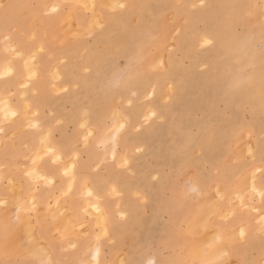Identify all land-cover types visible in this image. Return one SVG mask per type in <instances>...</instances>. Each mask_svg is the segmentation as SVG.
<instances>
[{"label": "rangeland", "instance_id": "rangeland-1", "mask_svg": "<svg viewBox=\"0 0 264 264\" xmlns=\"http://www.w3.org/2000/svg\"><path fill=\"white\" fill-rule=\"evenodd\" d=\"M119 6L122 13L95 37L106 41L99 93L88 101L103 105L107 124L101 136L87 127L84 137L97 148L99 168L122 173L126 191L112 186L122 204L119 236L102 216L93 259L106 236L115 251L107 264H246L261 250L257 264H264V0ZM98 53L90 47L85 64L96 67ZM12 70L7 63L3 73ZM239 212L257 216L259 242L249 239Z\"/></svg>", "mask_w": 264, "mask_h": 264}, {"label": "crops", "instance_id": "crops-1", "mask_svg": "<svg viewBox=\"0 0 264 264\" xmlns=\"http://www.w3.org/2000/svg\"><path fill=\"white\" fill-rule=\"evenodd\" d=\"M0 2V264H107L115 257L109 239H99L97 260L92 244L101 237L104 215L119 236L117 212L122 204L111 189L125 188L122 173L98 167L97 148L84 135L93 127L101 136L107 124L103 105H88L99 93L96 84L106 41L95 37L114 23L113 13H122L119 4L129 0ZM73 26L80 36H71ZM89 30L98 32L90 36L85 32ZM90 47L101 53L95 54L94 68L85 64ZM7 63L13 70L3 73ZM94 110L97 119L90 118ZM72 158L70 169L67 161ZM90 203H98L102 211ZM239 214L249 227V239L259 242L257 216ZM262 254L257 252L253 259L249 254L246 264L259 263Z\"/></svg>", "mask_w": 264, "mask_h": 264}, {"label": "bare ground", "instance_id": "bare-ground-1", "mask_svg": "<svg viewBox=\"0 0 264 264\" xmlns=\"http://www.w3.org/2000/svg\"><path fill=\"white\" fill-rule=\"evenodd\" d=\"M92 2H93V1H92ZM0 3H1V2H0ZM94 3H95V2H94ZM112 3H113V2H112ZM91 4H92V3H91ZM114 4H115V3H114ZM114 4H113V5H114ZM94 5H95V4H93V6H94ZM93 8H94V7H93ZM96 15H97V14H96ZM72 21H73V19H72ZM74 21H75V20H74ZM77 21H78V20H77ZM97 21H98V19H97ZM95 23H98V22L95 21ZM84 24H85V23H84ZM100 25H101V24H100ZM71 26H72V25H71ZM98 26H99V25H98ZM98 26H97V27H98ZM73 28H74V26H73ZM73 28H72L71 30H73ZM75 28H76V27H75ZM75 28H74V29H75ZM77 31H78V30H77ZM72 32H74V31H72ZM75 32H76V29H75ZM85 32H86V31H85ZM92 32H93V31H92ZM92 32H91V33H92ZM88 33H90V32H88ZM34 35H37V34H34ZM75 35H76V34H74L73 36H75ZM48 36H49V35H48ZM71 36H72V35H71ZM70 38H71V37H70ZM9 40H10V39H9ZM10 41H11V40H10ZM8 42H9V41H8ZM8 42H7V43H8ZM8 45H9V47H10V45H12V44H9V43H8ZM14 46H15V45H14ZM55 48H56V47H55ZM11 49H12V48H11ZM14 49H15V48H14ZM40 50H41V49H40ZM13 51H14V50H13ZM13 51H12V52H13ZM15 51H16V49H15ZM13 53H14V52H13ZM18 54H20V53H18ZM34 59H35V58H34ZM31 60H32V59H31ZM33 62H34V60L32 61V65H33ZM242 64H243V63H242ZM32 65H31V66H32ZM36 65H37V64H36ZM11 67H12V69H13V66H12V65H11ZM33 67H34V65H33ZM8 68L10 69V67H8ZM9 69H8V71L11 70V69H10V70H9ZM175 69H177V67H175ZM56 70H57V68H56ZM34 71H35V70H34ZM35 72H36V71H35ZM37 72H38V71H37ZM37 72L35 73V75L37 74ZM57 72H58V71H57ZM177 73H179V71H175V72H173V73L165 74L164 76L167 77V78H168V77H169V78H173ZM59 75H60V74H59ZM58 77H59V76H58ZM161 79H162V78H161ZM164 79H165V78H164ZM29 82H30V81H29ZM25 83H26V82H25ZM179 95H180V94H179ZM179 95H178V96H179ZM176 96H177V95H175V97H176ZM175 97H174V98H175ZM182 99H183V98H182ZM7 100H8V99H7ZM177 100H178V99H177ZM179 100H180V99H179ZM179 100H178V102H180ZM183 101H184V100H183ZM184 102H185V101H184ZM182 103H183V102H182ZM207 103H209V102H207ZM175 104H176V103H175ZM178 104H179V103H178ZM8 106H9V104H8ZM134 107H135V106H134ZM136 107H137V106H136ZM157 107H158V109H159L160 112H162V111L164 110V112L166 113V111H167V107H166L164 104H159V105H157ZM28 108H29V106H28ZM185 108H186V107H185ZM132 109H133V108H132ZM9 110H10V109H9ZM133 110H134L133 112H135L137 115L139 114L140 109H138V108H134ZM155 110H156V109H155ZM10 111H11V110H10ZM12 112L14 113V111H11V113H12ZM128 112H130V111L128 110ZM135 113H133V114H135ZM14 114H15V113H14ZM118 114H119V113H118ZM133 114H132V115H133ZM136 114H135V115H136ZM12 115H13V114H12ZM12 115H10V116H12ZM15 115H16V114H15ZM15 115H14V116H15ZM28 116H29V115H28ZM12 118H13V116H12ZM137 118L139 119L140 117L137 116ZM136 121H137V120H136ZM85 124H86V123H85ZM129 124H130V123H129ZM130 125H131V124H130ZM150 126H151V125H150ZM153 126H154V125H153ZM157 129H158V128H157ZM152 130H153V127L151 126L149 129H147L146 134H150ZM157 133H158V132H157ZM127 135H128V134H127ZM144 135H145V134H144ZM11 137H13V135H12ZM0 140H1V139H0ZM113 141H115V140H113ZM46 142H47V141H46ZM112 143H113V142H112ZM136 143H137V142H136ZM0 144H1V143H0ZM49 144H50V143H49ZM137 145H139V144L137 143ZM47 146H48V145H47ZM47 146H46V147H47ZM50 146H51V145H50ZM48 148H49V147H48ZM45 149H47V148H45ZM49 151H54V150L52 149V150H49ZM59 156H61V154H60ZM60 158H61V157H60ZM73 162H74V161H73ZM67 163H70V162L67 161ZM70 164H71V163H70ZM20 167H21V166H20ZM72 171H73V170H72ZM47 176H48V175H47ZM40 177H41V175L39 176V178H40ZM42 179H43V178H42ZM13 181H14V180H13ZM16 183H17V182H16ZM50 183H51V182H50ZM255 184H256V183H255ZM257 189H258V188H257ZM16 190H17V189H16ZM90 191H91V190H90ZM125 191H126V189H125ZM18 192H19V191H18ZM117 192H118V191H117ZM2 200H3V199H2ZM241 200H242V199H241ZM4 201H5V200H4ZM4 201H3V202H4ZM5 202H7V201H5ZM0 205H1V204H0ZM2 205H5V203L2 204ZM6 205H7V204H6ZM93 205H94V204H93ZM96 205H97V204H96ZM32 206H34V205H32ZM36 206H38V205H36ZM36 206H34V207H36ZM57 206H58V205H57ZM98 206H99V205H98ZM98 206H97V207H98ZM18 207H19V206H18ZM20 207H21V205H20ZM38 207H39V206H38ZM210 207H211V206H209V207H207V208H210ZM36 208H37V207H36ZM41 208H42V207H41ZM92 208H93V207H92ZM211 208L213 209V206H212ZM17 209H18V208H17ZM17 209H16V210H17ZM34 209H35V208H34ZM42 209H43V208H42ZM96 209H97V208H96ZM100 209H101V208H100ZM100 209H99V210H100ZM18 210H19V209H18ZM210 210H211V209H210ZM214 210H215V209H214ZM13 211H14V210H13ZM36 211H37V210H36ZM57 211H58V210H57ZM104 211H105V210H104ZM211 212H212V210H211ZM14 213H15V212H14ZM42 213H43V212H42ZM61 213H62V212H61ZM43 214H44V213H43ZM212 214H213V213H212ZM259 214H260V213H259ZM204 215H205V214H204ZM204 215H203V216H204ZM206 215H207V214H206ZM51 216H53V215H51ZM51 216H50V217H51ZM200 217H202V216H200ZM13 218H14V215H13ZM204 218H205V217H204ZM230 220H231V219H230ZM196 221H197V220H196ZM24 223H25V222H24ZM24 223H23V224H24ZM23 224H22V225H23ZM28 224H29V223H28ZM24 226H25V225H24ZM29 226H30V225H29ZM31 226H32V224H31ZM36 226H37V225H36ZM247 226H248V225H247ZM25 227H27V226H25ZM31 228H33V226H32ZM34 228H35V226H34ZM34 228H33V229H34ZM77 228H78V227H77ZM29 229H30V228H29ZM24 230H26V228H25ZM83 230H84V229H83ZM26 231H27V230H26ZM30 231H31V230H30ZM31 232H32V231H31ZM33 232H34V231H33ZM33 232H32V233H33ZM80 232H81V231H80ZM26 233H27V232H26ZM27 234H28V233H27ZM87 234H88V233H87ZM217 235H218V234H217ZM221 235H222V234H221ZM242 235H243V234H242ZM27 236H28V235H27ZM222 236H223V235H222ZM238 237H239V236H238ZM241 237H242V236H241ZM34 239H35V238H34ZM34 239H33V240H34ZM15 240H17V239L15 238ZM18 240H19V238H18ZM36 240H37V239H36ZM36 240H35V241H36ZM17 242H20V241H17ZM23 242H24V241H23ZM41 242H42V240H41ZM221 242H222V241H221ZM42 243H44V242H42ZM219 243H220V242H219ZM15 244H16V245H15ZM15 244H14V245L17 246V243H15ZM30 244H31V243H30ZM217 244H218V243H217ZM22 245H23V244H22ZM95 245L97 246V244H95ZM202 245H203V244H202ZM47 246H48V245H47ZM99 246H100V245H99ZM224 246H225V245H223V247H224ZM202 247H203V246H202ZM217 247H218V246H217ZM225 247H226V246H225ZM199 248H200V247H199ZM17 249H18V248H17ZM23 249H24V248H23ZM201 250H202V249H201ZM201 250H200V251H201ZM204 250H205V247H204ZM225 250H226V248H225ZM202 251H203V250H202ZM216 251H217V250H216ZM219 251H220V250H219ZM96 252H98V250L95 251V256L98 255V253H96ZM201 253H202V252H201ZM208 253H210V252H208ZM204 254H205V253H204ZM204 254H203V255H204ZM214 254H215V253H214ZM220 254H222V253L220 252ZM206 256H207V255H206ZM89 257H90V256H89ZM208 257H209V256H208ZM210 258H211V257H210ZM120 262H121V261H120Z\"/></svg>", "mask_w": 264, "mask_h": 264}]
</instances>
